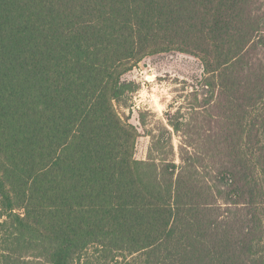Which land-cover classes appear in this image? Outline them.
I'll use <instances>...</instances> for the list:
<instances>
[{
	"label": "trees",
	"instance_id": "obj_1",
	"mask_svg": "<svg viewBox=\"0 0 264 264\" xmlns=\"http://www.w3.org/2000/svg\"><path fill=\"white\" fill-rule=\"evenodd\" d=\"M170 52L203 71L138 158L124 76ZM0 264H264V0H0Z\"/></svg>",
	"mask_w": 264,
	"mask_h": 264
},
{
	"label": "rangeland",
	"instance_id": "obj_2",
	"mask_svg": "<svg viewBox=\"0 0 264 264\" xmlns=\"http://www.w3.org/2000/svg\"><path fill=\"white\" fill-rule=\"evenodd\" d=\"M202 71V63L196 57L170 52L145 58L124 76L137 87L124 102L116 103V109L123 120L129 119L142 133L137 144L138 158L147 156L150 143V138L144 133L141 115L145 116L147 128H154L166 113L179 105L186 85L183 81L192 83ZM179 140L175 135L177 146Z\"/></svg>",
	"mask_w": 264,
	"mask_h": 264
}]
</instances>
